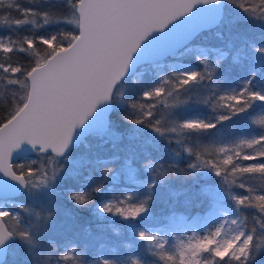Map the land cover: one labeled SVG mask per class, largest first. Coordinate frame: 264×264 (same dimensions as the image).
I'll use <instances>...</instances> for the list:
<instances>
[{"label": "snow or ice", "instance_id": "snow-or-ice-1", "mask_svg": "<svg viewBox=\"0 0 264 264\" xmlns=\"http://www.w3.org/2000/svg\"><path fill=\"white\" fill-rule=\"evenodd\" d=\"M57 2L67 12L9 3L21 15L4 23L71 31L0 36V174L8 178L0 185V264H257L264 0ZM212 33L216 40L203 43ZM158 37L144 56L151 71L133 75ZM249 122L261 131L219 141ZM168 195L197 215L173 211L164 223L155 209ZM201 221L202 234L173 235L178 224ZM121 243L146 244L151 259L143 251L121 259L116 247L96 254Z\"/></svg>", "mask_w": 264, "mask_h": 264}, {"label": "trees", "instance_id": "trees-1", "mask_svg": "<svg viewBox=\"0 0 264 264\" xmlns=\"http://www.w3.org/2000/svg\"><path fill=\"white\" fill-rule=\"evenodd\" d=\"M9 3H18L23 8H36L39 11H50L54 15H59L62 13L67 12L66 4L63 2H57V0H53L52 4H46L43 2V0H3V3L0 4V36H3L5 38L11 36L13 39L21 40L22 38L26 36H40V35H47L51 32L55 31H71L72 26L67 24H61V25H53L46 29H34L31 25L24 26L22 28L16 29L15 26L13 28H8L7 25L4 23L5 18L14 19L20 17V13L15 10V8L9 9L7 5ZM234 11H239V9H234ZM37 22L40 23V21L37 18ZM250 31H254L256 33V38L259 40V29H250ZM212 41V42H211ZM215 40H207L206 43L210 44L213 43ZM204 42V40H203ZM44 47V46H41ZM13 59L20 62L21 64H27L30 60V57L26 53H14ZM0 60H3L2 54H0ZM145 67V66H143ZM141 67V68H143ZM134 98V97H133ZM4 107V105H0V108ZM190 111H195V109H192ZM260 110L257 109V114H255L258 118ZM261 131L260 126L251 124L250 122L247 124L246 127L241 128L238 126H233L231 131L225 132L223 137L219 138V141L221 143H229L233 138L240 137V136H247V135H255ZM207 142V141H206ZM251 184L254 187L259 186L260 180L259 179H253L251 181ZM174 186L176 190L181 189L182 185L179 180L174 181ZM244 194V193H241ZM175 200L174 197H171L170 195L167 196V203H165L163 200H161L155 209V214L161 218V220L166 223V218L173 212L176 211L177 213L183 212L184 214H191L194 215L198 213V209L196 208H189L185 210V208L182 205L179 204H173V201ZM113 225L117 228H120L122 224L120 223H113ZM109 234L113 236L114 239L120 240V237L115 236L111 233L109 229ZM127 242V241H124ZM113 247H116L115 255H118L121 259H126L129 255H139L141 254V251H143V254L148 257L150 256L146 252V244L144 245L143 250L137 249L135 246H133L131 249H127L123 247V243H121L118 247L112 244H109L107 247L100 249L99 246H97L96 254L98 255H109L112 254ZM91 257L89 256V259ZM264 264V262L262 263Z\"/></svg>", "mask_w": 264, "mask_h": 264}, {"label": "rangeland", "instance_id": "rangeland-1", "mask_svg": "<svg viewBox=\"0 0 264 264\" xmlns=\"http://www.w3.org/2000/svg\"><path fill=\"white\" fill-rule=\"evenodd\" d=\"M208 39L209 40H211V39L216 40L215 34L212 33V34H209V35L203 37V40H204L203 43L207 44L206 41ZM177 66L178 65H173V64H169L168 65V67H177ZM138 71L141 72V73H147V72L151 71V69L143 67V68H140ZM16 202L19 203L20 201L17 200ZM8 206H12V201L9 202ZM195 215H197V213L192 215V216H195ZM110 219H111L112 223H120V224H124L125 223L124 221L120 220L119 218H110ZM105 223H107V221H105ZM140 227H144V225H140ZM151 227L152 226L149 225V228H151ZM204 230H205V226H204L202 221L199 222V223H196V224H193V223L189 222L188 226H185L184 224H178L176 229H175V231L173 232V235H177V236H180L181 238H183L186 235H191L192 231H197L198 234H202ZM170 243H175V241H172L170 239ZM9 259H11V257H9ZM263 262H264V257H258L257 264H262Z\"/></svg>", "mask_w": 264, "mask_h": 264}, {"label": "water", "instance_id": "water-1", "mask_svg": "<svg viewBox=\"0 0 264 264\" xmlns=\"http://www.w3.org/2000/svg\"><path fill=\"white\" fill-rule=\"evenodd\" d=\"M159 40L160 38L158 37L156 41L153 42L152 45L146 47L145 49V54H142V56L137 60L136 64L133 66V69H132V74L135 75L138 70L144 66V63H145V59H144V56L149 53L151 50L155 49L159 43ZM7 180L8 178L7 177H3L2 174H0V185H2L5 181ZM9 183H11V181H9ZM10 202V201H9Z\"/></svg>", "mask_w": 264, "mask_h": 264}]
</instances>
